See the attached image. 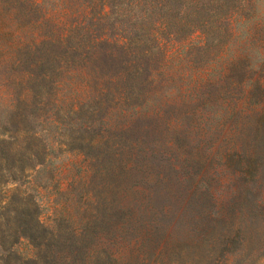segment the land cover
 Segmentation results:
<instances>
[{"label":"trees","instance_id":"trees-1","mask_svg":"<svg viewBox=\"0 0 264 264\" xmlns=\"http://www.w3.org/2000/svg\"><path fill=\"white\" fill-rule=\"evenodd\" d=\"M256 2L0 0V62H13L24 91L17 95L13 118L0 125V264H55L58 256V264H105L84 263L85 238L78 245L80 237H68L60 224L46 226L36 196L21 186L47 156L35 126L20 115L29 104L34 115L66 89L89 95L76 99L74 107L93 108L94 114L132 111L130 121L99 129L98 142L81 134L70 143L72 151L111 176L113 219L135 227L143 211L160 240L155 250L161 246L160 253L180 264H194L196 254H222L230 244L262 239L264 76L254 81L258 72L247 55L231 49L237 26L245 23L246 43L260 45ZM137 122L143 123L138 131ZM221 126L241 138L231 153L240 157L241 178L239 172L234 176L240 191L218 195L204 180L210 181L206 169L192 175L175 167L180 184L191 181V186L179 195L178 208L154 206L152 187L163 181L155 165L163 136L182 159L204 158L203 169L217 153L204 136L213 137ZM122 177L131 182L123 184ZM126 192L134 195L129 205L122 203ZM203 197L214 203L212 209L201 203ZM225 221L227 232L218 228ZM90 230L86 224L71 232L82 236ZM23 240L36 250L35 259L18 256L15 248Z\"/></svg>","mask_w":264,"mask_h":264},{"label":"rangeland","instance_id":"rangeland-1","mask_svg":"<svg viewBox=\"0 0 264 264\" xmlns=\"http://www.w3.org/2000/svg\"><path fill=\"white\" fill-rule=\"evenodd\" d=\"M256 5L258 14L256 23L259 26L257 38L260 45L256 42L251 45L250 41L246 43L247 23H245L237 26V36L231 48L232 52H242L247 55L251 70L254 74L258 72L252 77L254 81L264 76V73L262 75L260 73L264 66V49H262L264 0H257ZM198 40L195 37V42ZM19 82L13 62H0V125L9 123L15 115L17 95H24ZM248 87L249 90H253L252 82H248ZM88 97L90 96L86 93L66 89L54 97L53 104L46 107L43 105V109L38 110L34 115H31L33 112L31 109L34 107L31 104L25 106L27 108L20 116L28 117L30 123L35 126L46 147L47 159L43 164H37L36 171L32 172L31 177L21 186L26 187L27 191L36 196L41 207L42 221L46 226L53 228L60 224L64 231L69 230L66 234L68 237H80L78 239L80 241H77L78 245H81L82 238H85L84 244L87 249H85L84 263H93L96 259H101L105 264H180L172 255L160 253L161 246L155 250L160 240L150 232L143 211L138 213L139 223L135 227L129 221L120 223L113 219L111 176L100 173L95 162H91L85 154L71 150L70 143L80 138L81 134L87 141L98 142L102 138L97 133L99 129L103 131L110 127L113 129V126H120L121 123L133 118V115H130L132 111L127 109L118 108L112 112L107 110L94 114L93 108L74 107L76 99L85 101ZM124 114L128 115L124 116ZM134 124L137 126V131L142 129V122ZM223 129L224 126L219 127L213 137L204 136L206 140L204 144L208 142V148H212L217 153L205 162L203 169L201 164L204 158L197 162L195 157L191 160L182 159L175 150L168 149L164 143L165 135L163 136V146L160 147L162 151L155 160L156 167L161 168L163 181L152 187L151 196L154 206L170 205L178 208L181 202L179 195L191 186V181L184 185L180 184L175 167L180 168V173H192V175L206 169L210 181L204 180L218 195H226L234 189L238 190L240 184L234 176L239 172L241 178L242 166L239 154L233 156L231 153L234 151L235 143L241 138L234 135L230 126ZM171 133L167 131V139H171ZM22 140L23 138L20 139ZM198 142L199 138H196L192 146H196ZM239 147L237 146L236 149ZM186 153L189 151L187 150ZM159 164L163 166H158ZM121 180L123 184L131 182L129 177H122ZM131 194L122 193V203L129 205L134 199V195ZM201 203L209 205L211 209L212 204L214 205L208 197H203ZM86 224L92 229L88 233L83 232V235L79 236L80 234L71 232ZM234 224L237 226L236 221ZM218 225L219 230L227 232L228 221ZM259 230L262 234L260 241L254 243L252 239H248L240 246L230 244L227 252L222 254L211 256H206L205 253L196 254L193 263L206 264L211 258V264H264V223L260 224ZM15 251L20 258H36V250L25 240L18 244ZM154 251L155 256L151 257ZM54 259L55 264L62 261L60 256Z\"/></svg>","mask_w":264,"mask_h":264}]
</instances>
